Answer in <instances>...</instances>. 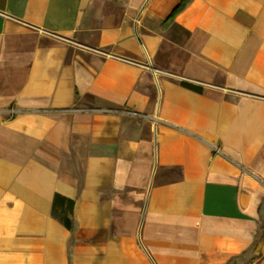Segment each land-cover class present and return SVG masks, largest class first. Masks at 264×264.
Returning <instances> with one entry per match:
<instances>
[{
	"label": "crops",
	"instance_id": "crops-1",
	"mask_svg": "<svg viewBox=\"0 0 264 264\" xmlns=\"http://www.w3.org/2000/svg\"><path fill=\"white\" fill-rule=\"evenodd\" d=\"M248 252L264 264V0H0V264Z\"/></svg>",
	"mask_w": 264,
	"mask_h": 264
},
{
	"label": "trees",
	"instance_id": "trees-1",
	"mask_svg": "<svg viewBox=\"0 0 264 264\" xmlns=\"http://www.w3.org/2000/svg\"><path fill=\"white\" fill-rule=\"evenodd\" d=\"M184 1L185 0H182V3ZM181 84L195 90H201L200 86H196L188 82L181 81ZM72 205L73 203L71 200L66 199L65 197L57 193L54 194L52 199V206H51L52 215L58 217L61 220V222L64 224V226L68 229H71L72 227V221L70 217Z\"/></svg>",
	"mask_w": 264,
	"mask_h": 264
},
{
	"label": "rangeland",
	"instance_id": "rangeland-1",
	"mask_svg": "<svg viewBox=\"0 0 264 264\" xmlns=\"http://www.w3.org/2000/svg\"><path fill=\"white\" fill-rule=\"evenodd\" d=\"M255 255H252L250 252L246 253L244 257H241L240 259L235 261V264H251V259L250 257H253ZM239 261V262H238Z\"/></svg>",
	"mask_w": 264,
	"mask_h": 264
}]
</instances>
